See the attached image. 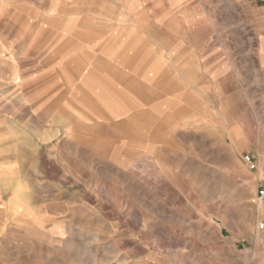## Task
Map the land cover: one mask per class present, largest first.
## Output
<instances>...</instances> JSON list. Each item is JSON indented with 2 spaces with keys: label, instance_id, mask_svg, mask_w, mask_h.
Wrapping results in <instances>:
<instances>
[{
  "label": "rangeland",
  "instance_id": "374dc122",
  "mask_svg": "<svg viewBox=\"0 0 264 264\" xmlns=\"http://www.w3.org/2000/svg\"><path fill=\"white\" fill-rule=\"evenodd\" d=\"M111 1L47 0L45 21ZM151 1L154 40L31 45L28 78L15 43L0 101L29 137L28 208L0 264H264V0L123 3Z\"/></svg>",
  "mask_w": 264,
  "mask_h": 264
},
{
  "label": "crops",
  "instance_id": "0c3cea01",
  "mask_svg": "<svg viewBox=\"0 0 264 264\" xmlns=\"http://www.w3.org/2000/svg\"><path fill=\"white\" fill-rule=\"evenodd\" d=\"M11 1L3 8L1 5L3 1L0 0V96L13 91L10 83L13 84L15 43L21 50L23 78H28L31 45L38 46L37 52L33 54L38 55L37 59L40 62L45 61L51 53L53 55L56 53L55 49L59 39L64 43L62 53L71 54L83 41H87V44L83 45L93 48V54L103 55L99 48L110 45L112 41H117L116 39L123 37L126 31H136L138 34L137 36L134 34V37L140 41L146 38L154 40L157 39L158 33L152 32L153 28L162 26L161 20L158 19L161 15L160 10L147 9V6L150 9L155 6L152 1L147 5L139 4L134 10L132 5L124 4L123 0H112L106 5V9L110 6L109 10H81L77 16L71 12L73 21L68 24L46 23L47 0ZM30 9H36L35 17H31ZM3 10H6V15L11 14V18L6 17ZM12 10H14L13 13H11ZM15 10H20L19 19L16 22ZM20 16L22 21H19ZM126 16L130 23H134L126 26L124 24L127 21ZM65 31L73 33L68 35L61 33ZM19 33H21V38ZM129 35H127L128 38L131 37ZM33 38L36 42L31 41ZM172 38L170 34L171 41ZM58 46H61V43ZM52 47H55L53 51L47 49ZM105 55L108 58V52ZM0 104V239H2L5 237L4 232L7 226L13 222L14 217L22 215L28 208L22 191L24 190V175H29V137L22 136L15 139L12 108L7 100H1ZM28 110L27 105V114H25L27 118ZM16 136H19L18 131Z\"/></svg>",
  "mask_w": 264,
  "mask_h": 264
},
{
  "label": "built area",
  "instance_id": "2783aa9c",
  "mask_svg": "<svg viewBox=\"0 0 264 264\" xmlns=\"http://www.w3.org/2000/svg\"><path fill=\"white\" fill-rule=\"evenodd\" d=\"M258 199L260 202H264V189H262L258 194ZM263 228V227H262Z\"/></svg>",
  "mask_w": 264,
  "mask_h": 264
},
{
  "label": "bare ground",
  "instance_id": "6f19581e",
  "mask_svg": "<svg viewBox=\"0 0 264 264\" xmlns=\"http://www.w3.org/2000/svg\"><path fill=\"white\" fill-rule=\"evenodd\" d=\"M259 208H261V207L259 206Z\"/></svg>",
  "mask_w": 264,
  "mask_h": 264
}]
</instances>
